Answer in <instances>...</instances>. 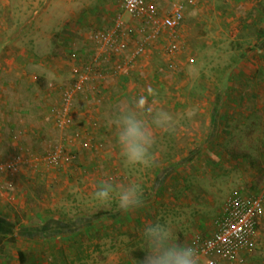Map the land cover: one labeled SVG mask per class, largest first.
I'll use <instances>...</instances> for the list:
<instances>
[{
    "label": "rangeland",
    "instance_id": "obj_1",
    "mask_svg": "<svg viewBox=\"0 0 264 264\" xmlns=\"http://www.w3.org/2000/svg\"><path fill=\"white\" fill-rule=\"evenodd\" d=\"M155 1L161 14L169 11L168 0ZM185 2V21L178 31L177 39L180 50L170 52L167 49L169 40L162 36L152 56L139 60L136 68L142 64V106L147 104L153 109H162L173 118L168 128L161 129L165 140L163 146H155L153 149L155 163L148 168L128 166L118 147H92L88 145L90 137L80 130L72 137L77 139L71 144L73 147L64 143L74 133H69L70 130L58 129L55 131L56 139L49 143L46 142V137L43 138L44 152L34 156L29 154L31 151H26L30 158L24 160L27 167L33 166L35 173L38 172V176L30 179L31 185L28 188L30 187L31 193L24 200L28 210L25 208V212H20L18 209L17 212L11 205L12 199L5 193L0 194L4 208L9 211H5L4 216V212L0 213V238L3 239L0 243V264H20L19 252L24 253L25 264H137L144 256L140 231L146 222L157 218L166 219L170 223L179 243L196 247L200 252L205 241L217 232L231 200L239 196L236 192L233 193L223 207L214 203L216 200L215 193L211 190L212 179L220 180L227 173L228 177L234 175L233 184H237L240 182L239 172L252 162V179L256 184H253L252 193L246 198L260 193L264 185V128L257 123V119L264 120V101L253 99L252 95L264 92V18L258 16L259 7L264 17V0L262 4L259 3L260 0ZM123 3L124 0H82V3L68 7L67 14H76L77 17L73 19L76 22L68 23V30L64 31V35L56 33L53 36V49L48 54L55 64H62V89L72 85L73 69L83 67L81 65L87 64L94 55L96 50L91 34L110 29L121 18L128 23L129 33L125 37L126 51L115 61L126 63L129 60L142 35L137 36L132 32V27L137 26V22L131 21L124 13ZM49 22L51 24V20ZM7 33L3 37L4 43L0 42V47L4 45L9 51L13 49L14 54H17V49L22 52L27 50V37L18 38L13 29H8ZM38 40L39 48L47 41L43 37ZM136 69L129 75L134 76L137 84ZM27 70L26 74L33 81L35 77H40L36 72ZM123 74L126 75L125 72ZM42 79V86L47 85L48 88V81L43 76ZM94 79L102 81L99 77ZM98 91L100 90L96 92ZM20 92L24 94L23 97L29 94L25 89ZM80 96L82 94L77 97ZM77 97L68 119L71 131L75 122ZM95 100L93 102L98 104L101 97L98 96ZM18 101L25 102L22 99ZM57 103L49 106L60 108L61 104L56 105ZM217 104L220 105L221 114L226 112L228 115L221 119L217 115L219 120L214 123L217 129L215 131L212 128L213 142L208 147L195 146L188 155V149L170 147L173 126L182 123L180 125L185 128L187 118L186 115L173 116L172 112L181 110L186 113L190 108H215ZM45 107L47 104L43 108ZM233 110L238 113L234 114ZM197 123L201 121L198 119L195 124ZM159 130L154 129L155 137L159 135ZM59 133L65 139H59ZM82 138L87 142L77 147L78 140ZM50 146H63L69 156L74 158L49 164L46 162V153ZM242 154H248L251 158H241ZM186 155L195 156V161L190 166L186 164V160H182ZM209 159H218L220 166L228 167L230 172L220 170L222 172L212 176L208 170L210 167L204 165L205 160ZM216 175L219 178H214ZM18 176L16 173L13 177L9 176L8 180L13 181ZM192 177L194 180H190ZM103 179L141 184L144 205L131 214L124 215L115 203H99L92 193ZM177 179H182L179 181L184 183L183 188L196 194L203 193L204 196H192L191 203H188L184 194L188 207L180 208V202L185 203L180 200V194L187 193V190L177 191ZM188 181H194V189L187 188L190 186ZM24 183L26 185L27 182ZM222 187L224 190V184ZM5 189L8 190V187ZM11 193H17L16 187ZM181 209H189V218L192 219H189L192 223L190 227L184 226V217L188 213ZM94 217H98L94 223L70 235L61 231L58 225L75 224L81 219L89 221ZM20 229L29 231V234L23 236L19 233ZM189 233L192 241L185 243ZM39 236L47 238L38 239ZM247 254L250 256L244 264H264V216Z\"/></svg>",
    "mask_w": 264,
    "mask_h": 264
},
{
    "label": "crops",
    "instance_id": "obj_2",
    "mask_svg": "<svg viewBox=\"0 0 264 264\" xmlns=\"http://www.w3.org/2000/svg\"><path fill=\"white\" fill-rule=\"evenodd\" d=\"M78 3H82V0H0V42L4 43L3 37L8 34V29L15 30V36L18 38L24 36L27 37V40L29 41L27 50L25 51L26 53L17 49L15 50L16 52L18 51L17 54H14L12 52L13 49L9 51L4 45L0 47V160L11 161L15 159V157L17 158L18 155H21L19 152L21 149L27 152L31 151L29 154L36 156L45 150L43 146L44 143H42L43 138L46 137L45 139L47 143L56 139L55 131L58 130H56L52 123L54 119L51 113V109L54 107H50L49 105L52 106V104L57 102L56 105L60 104V83L62 80L60 67L62 64H55L48 54L53 49V36L56 33L57 35L60 33L59 36L64 35V31L68 30V23L76 22L73 20L77 17L76 14H67V9L70 5ZM170 3V0H168L169 5ZM259 3L262 4V0H260ZM258 12V16L264 18L262 16L263 11L261 12L259 7ZM50 20L51 24L49 22ZM42 37L46 38L47 41L42 44V48H39L38 39H41ZM137 64L133 67L126 68L124 71L126 75L123 74L124 72L114 74L112 72V65H103L106 77L102 81H96V79L90 81L85 93L82 94V96L77 97L73 129L72 131L70 127L67 129V131L70 130L69 133H74L67 137V140H64L65 144H68L69 140L71 141V139H73L72 137L75 132L80 130V132L83 131L84 134L90 137V139H88V145L92 147H94V145L102 147H117L114 138V130L108 126L107 119L110 110L115 108L119 102H128L139 99L142 106V64L136 69L138 67ZM85 65L86 64L84 63V65L81 66ZM134 69L137 70L135 71L137 84L135 83L134 76L129 75ZM26 70L28 72H36L40 77H35L33 81L32 77H29L26 74ZM42 76L48 81V88L47 85L45 87L42 86L40 82V80H44L42 79ZM111 77L114 79H111ZM22 89H25L26 92L29 93L27 97H23L24 94L20 92ZM97 90L100 91L96 92ZM98 96L101 97V101L97 104L94 103L93 100ZM252 96L253 99L255 98L264 101V92L256 93ZM19 99H22L25 102L21 103L18 101ZM45 104H47V107L43 108ZM219 104H221V101ZM219 104H217V107L215 108H190L187 109L186 113H183L181 110H175L172 112L173 116L186 115L187 118L185 128L182 127L183 125H180L182 123L173 126L174 131L171 134L169 141L170 147L176 149H188L187 155L192 148H195V146L208 147L209 143L213 142L211 139V130L212 128H215V131L217 129V126L214 125V123L219 120V118L217 119V115L220 116V119L221 117L223 118V116L228 115L226 112L221 114ZM233 111L234 114L238 113L237 110ZM212 114L214 117H212ZM194 117H196V119L192 120L191 118ZM198 119L201 123L195 124ZM189 123L191 125H189ZM257 123L264 128V120L258 118ZM195 125L196 127H194ZM157 132L158 130L156 133ZM60 133L59 139H65ZM162 133L163 131L160 129L159 135L156 137L157 142L155 146H163L165 139ZM85 142H87V140L82 138L81 140H78L76 145L79 147V144ZM76 145L75 148H77ZM29 154L27 153L26 155L25 153H22L24 156L23 158L29 159ZM193 157L195 156H187L182 160H186V164H189L188 166H190L195 161ZM243 157L245 159L251 158L248 154H242L241 158ZM182 160L178 161V163H181ZM248 164L251 166H246L241 172H239L238 176H240V178H238V180L240 182L233 184L235 179H233L232 176L234 175L228 177L229 174L227 175L226 173V171L230 172L231 169L228 167L222 168L218 159L205 160L204 165L210 167L208 170L211 172L212 176L215 173L222 172L220 170H224L223 172L226 173L225 178L211 180L213 184L211 190L212 193H215L214 199L216 200L213 201L214 203L216 202L223 207L230 196L235 192L239 197H247L250 192L252 193L251 187L253 184H256V182H253L252 179V162ZM205 166L204 169H206ZM30 167L31 168L26 166L25 161V165L19 170V176L16 180L9 181V176L6 175L0 178L2 184H12L16 187L17 193L12 195L13 199L11 205L17 212H19V210L20 212H25V208L28 210V207L24 203L28 193H31L28 185H31L30 179H34L38 176V172L35 173L34 167ZM214 178L219 177L216 175ZM179 180L182 181V179H177L175 183L178 186L176 188L177 191H182L183 189L185 192V190H187V193L180 194V200L185 201L184 204L180 202V208L188 207L186 200L183 198L184 194L187 197L188 203H191L192 196H204L203 193L199 192V194H196L189 189L183 188L184 183ZM190 180H194V177L190 178ZM223 180H226L227 182H224ZM24 181L27 182L26 185ZM193 183L194 181H192V183L188 181V184H190L191 187L189 186L187 188L194 189ZM222 184H224V190L222 189ZM0 201V213L4 212V216L5 211H9L6 207L4 208L3 198L1 196ZM181 210L188 213V215L186 214V217H184L186 219L184 226L190 227L192 223H190L189 219H192L189 218V209ZM180 213H182V211H180ZM207 223L209 224L210 222ZM181 227L183 226L181 225ZM193 227L194 230L195 226ZM196 227L198 226L196 225ZM186 233L188 234V232ZM187 236L189 237L186 239L185 243H191L192 239L190 238V233ZM249 256L248 254L246 255V252H243L234 261H220L219 264H244V261H246ZM252 264L260 263L255 262Z\"/></svg>",
    "mask_w": 264,
    "mask_h": 264
},
{
    "label": "built area",
    "instance_id": "obj_3",
    "mask_svg": "<svg viewBox=\"0 0 264 264\" xmlns=\"http://www.w3.org/2000/svg\"><path fill=\"white\" fill-rule=\"evenodd\" d=\"M170 2L169 11L161 14L155 0H124V13L131 21L137 22V26L132 27V32L137 36L142 35L126 63L115 61L117 57L125 53L127 47L125 37L129 33V26L123 18L119 19L110 29L91 34L90 38L96 50L94 55L85 66L73 69L72 85L61 88L60 108L51 109L52 115L56 117L58 128L62 131L69 128L68 119H70L76 97L85 93L89 82L94 77H99L101 80L105 78L102 65H112L113 73H122L126 68L137 64L139 60L150 58L162 36L168 38L167 49L170 52L180 50V43L177 39L178 31L185 21L186 2L185 0H170ZM75 138L69 140L67 145L72 146L71 144L77 141ZM23 157L22 155L5 164L0 162V173L14 176L25 165ZM72 158L74 157L69 156L63 146L54 148L50 146L46 153V162L49 164L70 161ZM37 162L34 161V163ZM0 192L5 193L9 199H13L7 189H0ZM263 216L264 185L260 193L254 197L238 196L232 199L217 232L206 240L200 249L202 264L234 261L240 254L248 251L252 247L253 238Z\"/></svg>",
    "mask_w": 264,
    "mask_h": 264
},
{
    "label": "clouds",
    "instance_id": "obj_4",
    "mask_svg": "<svg viewBox=\"0 0 264 264\" xmlns=\"http://www.w3.org/2000/svg\"><path fill=\"white\" fill-rule=\"evenodd\" d=\"M172 119L170 113L147 104L141 106L136 99L119 102L110 110L107 124L114 130L115 143L124 163L148 168L155 163L154 129L168 128ZM92 196L101 204L115 203L124 215L144 205L143 188L137 182L103 179L95 186ZM140 241L144 256L137 264H201L199 250L179 243L166 219L146 222L140 231Z\"/></svg>",
    "mask_w": 264,
    "mask_h": 264
},
{
    "label": "trees",
    "instance_id": "obj_5",
    "mask_svg": "<svg viewBox=\"0 0 264 264\" xmlns=\"http://www.w3.org/2000/svg\"><path fill=\"white\" fill-rule=\"evenodd\" d=\"M52 117H53V119H54V121L52 122L53 123V125L55 126V128L58 130H61L60 128H58L57 127V125H56V117L55 116H53L52 115ZM62 131V130H61ZM23 149H21V151H19L20 153H21V155H18V157H20V156H22V153H25V154H27L26 153V151H22ZM16 158V157H15ZM0 162L1 163H3V164H5V163H7L8 161H3V160H0ZM42 162V161H41ZM40 164V163H39ZM38 164V165H39ZM10 176V175H8V174H6V173H0V178L2 177V176ZM11 177V176H10ZM13 177V176H12ZM14 180H16V179H14ZM8 187V192H9V194H12L11 192H12V189L13 188H15L14 187V185H4V184H2L1 182H0V189L1 190H4L5 188H7ZM0 194H3L2 192H0ZM96 218H98V217H94L93 218V220H89V221H85V220H83V219H81V220H78V221H76L75 222V224H70V225H68V224H63V223H58V225H59V228H60V230L61 231H63V232H65V234H68V235H70V234H73V233H77L78 231H80L81 230V228L82 227H88L91 223H94L95 221H96ZM2 221H1V219H0V224H2L1 223ZM1 227V226H0ZM48 228H49V226H48ZM19 233L20 234H22L23 236L24 235H28L29 234V231H27V230H25V229H20L19 230ZM2 237V236H1ZM44 238H47V237H44V236H39V238L38 239H44ZM3 239H1L0 238V243H1V241H2ZM142 257H143V255H142ZM19 260H20V264H25V262H26V258H25V255H24V253L23 252H19Z\"/></svg>",
    "mask_w": 264,
    "mask_h": 264
}]
</instances>
